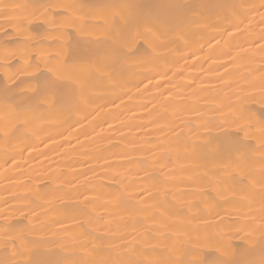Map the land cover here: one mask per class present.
<instances>
[{
  "label": "bare ground",
  "instance_id": "6f19581e",
  "mask_svg": "<svg viewBox=\"0 0 264 264\" xmlns=\"http://www.w3.org/2000/svg\"><path fill=\"white\" fill-rule=\"evenodd\" d=\"M0 264H264V0H0Z\"/></svg>",
  "mask_w": 264,
  "mask_h": 264
}]
</instances>
